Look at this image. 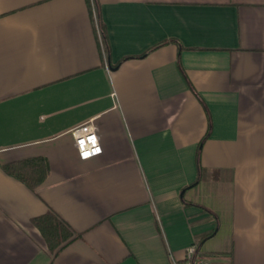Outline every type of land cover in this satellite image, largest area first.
Listing matches in <instances>:
<instances>
[{"label": "crops", "instance_id": "1", "mask_svg": "<svg viewBox=\"0 0 264 264\" xmlns=\"http://www.w3.org/2000/svg\"><path fill=\"white\" fill-rule=\"evenodd\" d=\"M102 149L80 160L71 132ZM43 158L33 190L5 165ZM71 238L51 253L32 220ZM264 264V0H0V264Z\"/></svg>", "mask_w": 264, "mask_h": 264}, {"label": "trees", "instance_id": "2", "mask_svg": "<svg viewBox=\"0 0 264 264\" xmlns=\"http://www.w3.org/2000/svg\"><path fill=\"white\" fill-rule=\"evenodd\" d=\"M4 169L33 190L40 187L49 175V165L45 159L40 157L9 163ZM32 224L41 233L51 253L71 238L68 228L52 214L35 218Z\"/></svg>", "mask_w": 264, "mask_h": 264}, {"label": "built area", "instance_id": "3", "mask_svg": "<svg viewBox=\"0 0 264 264\" xmlns=\"http://www.w3.org/2000/svg\"><path fill=\"white\" fill-rule=\"evenodd\" d=\"M75 148L80 160H89L99 156L102 152L96 129L93 123L85 124L71 132ZM175 264H210L202 257L196 245L188 247L184 252V257Z\"/></svg>", "mask_w": 264, "mask_h": 264}]
</instances>
